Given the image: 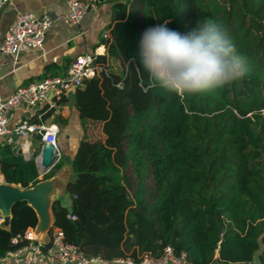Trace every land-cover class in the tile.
I'll use <instances>...</instances> for the list:
<instances>
[{"label":"trees","instance_id":"16d2710c","mask_svg":"<svg viewBox=\"0 0 264 264\" xmlns=\"http://www.w3.org/2000/svg\"><path fill=\"white\" fill-rule=\"evenodd\" d=\"M96 1L112 3L106 51L94 54L100 69L76 88L75 102L99 132L78 143L66 184L72 212L54 199L53 225L84 253L94 245L123 254L124 242L153 257L170 245L191 264L253 260L259 238L264 245V0ZM206 21L227 29L250 71L207 93L161 88L141 64L145 31L166 24L187 33ZM0 172L22 188L39 179L35 159L14 141H0ZM36 223L26 200L13 203L9 227L0 226V257ZM259 258L264 264V250Z\"/></svg>","mask_w":264,"mask_h":264},{"label":"crops","instance_id":"0c3cea01","mask_svg":"<svg viewBox=\"0 0 264 264\" xmlns=\"http://www.w3.org/2000/svg\"><path fill=\"white\" fill-rule=\"evenodd\" d=\"M111 4L109 1L96 3L87 10L79 25H73L62 21V16L67 8L66 0L0 1V42L19 11H32L37 15L48 12L54 18L53 24L45 33L42 48H28L22 51L16 63L11 55L0 51V97L10 94L19 85H26L47 74H63L70 61L78 54L85 52L104 54L106 47L101 40L105 37L103 32L111 18ZM75 90L76 88L70 89L63 94L58 114L52 112L50 115L44 116L45 101L34 106L21 105L14 110L9 124L11 129L23 120L31 123L56 124L57 126L60 157L48 169L44 171L38 169L39 179L35 184L28 188H22L17 182H6L0 172V182L24 191L29 190L37 201L34 205L26 200L37 214V223L32 228L43 246V252L37 264H46L49 256L45 247L50 245L52 230L57 228L53 225L52 201L60 198L62 205L67 208L71 206V198L66 190L67 182L75 178L71 162L78 143L85 133V126L91 121L88 119L83 123L80 119L75 102ZM57 116L61 118L60 121L57 120ZM14 137L17 149L25 150L28 147L27 151L34 150L36 154L38 153L41 145L38 134L25 132L15 134ZM3 140L4 136H0V141ZM49 171L52 172L47 174ZM7 213L11 212L0 208V215L4 216ZM118 249L123 251V254L105 252L103 248L94 245H86L84 251L88 255H97L102 259L88 264H137L118 260L119 258H133L134 250L139 257L140 251L137 246H127L122 242ZM0 264L15 263L13 260L0 259Z\"/></svg>","mask_w":264,"mask_h":264},{"label":"built area","instance_id":"2783aa9c","mask_svg":"<svg viewBox=\"0 0 264 264\" xmlns=\"http://www.w3.org/2000/svg\"><path fill=\"white\" fill-rule=\"evenodd\" d=\"M96 3V0H66L67 8L62 21L66 24L79 25L87 10ZM53 22L54 18L48 12L37 15L32 11H19L5 31L0 42V51L11 55L16 63L22 51L43 47L45 33ZM103 35H108L106 29ZM93 59L94 54L91 52L78 54L70 61L63 74H47L26 85H19L10 94L0 97V136H4L5 141H14L15 134L36 133L40 135L41 142H48L53 146L57 160L60 157V146L56 124L31 123L23 120L11 129L10 121L17 107L34 106L42 101L52 108L53 114H58L63 94L70 89L82 86L86 78L100 69L93 63ZM50 93H52L51 96ZM74 217L75 215L72 214L71 218ZM2 220L3 216L0 215V223ZM11 240L12 242L23 240V243L7 250L0 259L13 260L15 264H37L43 252V246L32 227L26 228L22 234L12 237ZM45 251L49 256L46 264H88L102 260L97 255L84 253L76 243L65 241L63 231L59 227L52 230L50 245ZM118 260L137 264H191L185 258L184 251L176 253L170 245H165L162 254L158 257L144 252L138 261L132 258Z\"/></svg>","mask_w":264,"mask_h":264},{"label":"clouds","instance_id":"9594fccd","mask_svg":"<svg viewBox=\"0 0 264 264\" xmlns=\"http://www.w3.org/2000/svg\"><path fill=\"white\" fill-rule=\"evenodd\" d=\"M143 68L158 85L180 96L212 92L243 78L247 57L236 52L219 22H198L187 33L166 24L149 28L140 42Z\"/></svg>","mask_w":264,"mask_h":264},{"label":"water","instance_id":"95a60500","mask_svg":"<svg viewBox=\"0 0 264 264\" xmlns=\"http://www.w3.org/2000/svg\"><path fill=\"white\" fill-rule=\"evenodd\" d=\"M52 93H50V96ZM17 152L23 153L27 158H34L38 169L44 171L51 167L55 160L56 154L53 149V146L48 142H41L39 151L36 154L35 151L22 150L21 148L17 149ZM28 200L32 204L36 205V199L32 192L29 190H21L18 187L11 186L4 182H0V208L3 210H9L11 212V206L13 203L19 200ZM69 212H72V207H68ZM11 213H7L3 216V220L0 223V226L8 228L10 225ZM260 247L256 249L253 253V260L247 263H229V264H261L259 254L264 250V245L261 243L259 238Z\"/></svg>","mask_w":264,"mask_h":264},{"label":"rangeland","instance_id":"374dc122","mask_svg":"<svg viewBox=\"0 0 264 264\" xmlns=\"http://www.w3.org/2000/svg\"><path fill=\"white\" fill-rule=\"evenodd\" d=\"M99 130V124L97 122H92L90 121L89 124L85 128V132L88 133V135L91 138H95L98 136V131ZM128 174L131 178H133V173L132 170L129 168Z\"/></svg>","mask_w":264,"mask_h":264},{"label":"bare ground","instance_id":"6f19581e","mask_svg":"<svg viewBox=\"0 0 264 264\" xmlns=\"http://www.w3.org/2000/svg\"><path fill=\"white\" fill-rule=\"evenodd\" d=\"M24 148H25V147H24ZM27 148H28V147H27ZM27 148H26V149H27ZM26 149H25V150H26Z\"/></svg>","mask_w":264,"mask_h":264}]
</instances>
